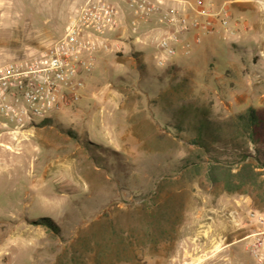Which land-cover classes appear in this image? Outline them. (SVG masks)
<instances>
[{
  "label": "rangeland",
  "instance_id": "374dc122",
  "mask_svg": "<svg viewBox=\"0 0 264 264\" xmlns=\"http://www.w3.org/2000/svg\"><path fill=\"white\" fill-rule=\"evenodd\" d=\"M98 1L117 25L84 59L81 101L0 139V264H254L247 215L264 211L210 188L189 143L196 109L264 115V0H163L144 18L131 0H0V65L38 57ZM170 8L212 23L178 34L175 57L159 48Z\"/></svg>",
  "mask_w": 264,
  "mask_h": 264
},
{
  "label": "built area",
  "instance_id": "2783aa9c",
  "mask_svg": "<svg viewBox=\"0 0 264 264\" xmlns=\"http://www.w3.org/2000/svg\"><path fill=\"white\" fill-rule=\"evenodd\" d=\"M163 2L131 0L130 6L144 18L158 12ZM179 12L170 8L159 19L160 24L176 30L159 42V48L169 57L177 54L178 34L195 29L210 31L212 26L210 21L190 20ZM116 25L115 9L98 1L83 10L67 27L65 36L38 57L0 65V139L6 135L16 139L26 126L37 123L36 118L80 102L85 88L82 71H91L84 59L96 52L97 39L112 32ZM165 63L164 58L159 61L160 66ZM228 219L238 224L240 216L232 212ZM247 220L253 231L245 238L246 251L254 264H264V214L250 211Z\"/></svg>",
  "mask_w": 264,
  "mask_h": 264
},
{
  "label": "trees",
  "instance_id": "16d2710c",
  "mask_svg": "<svg viewBox=\"0 0 264 264\" xmlns=\"http://www.w3.org/2000/svg\"><path fill=\"white\" fill-rule=\"evenodd\" d=\"M191 107L175 112L177 128L184 126ZM193 121L189 144L199 149L204 159L191 163V170L202 174L213 190L247 196L255 208L264 211V115L251 108L244 115L214 122L205 110L196 109ZM226 145L233 149V159L223 157Z\"/></svg>",
  "mask_w": 264,
  "mask_h": 264
}]
</instances>
